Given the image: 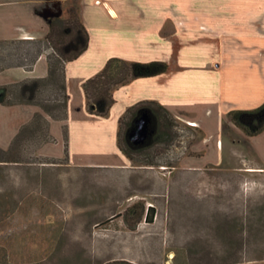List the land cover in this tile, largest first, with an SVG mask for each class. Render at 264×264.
I'll return each instance as SVG.
<instances>
[{"label":"rangeland","instance_id":"rangeland-1","mask_svg":"<svg viewBox=\"0 0 264 264\" xmlns=\"http://www.w3.org/2000/svg\"><path fill=\"white\" fill-rule=\"evenodd\" d=\"M78 5L69 0L65 17ZM11 48L0 45V63ZM171 120L167 137L128 168L40 157L35 126L0 151V264H264V170L250 169L260 159L226 127L223 167L184 169V157L202 155V134ZM77 155L108 157L99 147Z\"/></svg>","mask_w":264,"mask_h":264},{"label":"crops","instance_id":"crops-1","mask_svg":"<svg viewBox=\"0 0 264 264\" xmlns=\"http://www.w3.org/2000/svg\"><path fill=\"white\" fill-rule=\"evenodd\" d=\"M68 1L0 0V42L44 39L50 19L64 17ZM79 7L89 46L66 65L67 118L53 119L36 105L0 104V151L8 152L21 130L42 115L49 122V140L39 145L40 157L63 159L68 149L70 168H128L132 161L119 147L120 120L138 104L155 102L202 134V155L184 157L182 168L223 167L228 131L242 135L260 159L262 164L250 169L264 170V131L250 137L230 120L231 112L264 104V0H79ZM112 58L160 61L169 69L117 87L110 113L102 118L90 113L84 86ZM48 74L45 53L32 69L0 71V87ZM76 132H87L85 141ZM91 147L108 153L106 161L78 157Z\"/></svg>","mask_w":264,"mask_h":264},{"label":"trees","instance_id":"trees-1","mask_svg":"<svg viewBox=\"0 0 264 264\" xmlns=\"http://www.w3.org/2000/svg\"><path fill=\"white\" fill-rule=\"evenodd\" d=\"M67 17L52 18L49 21V33L42 40H15L0 42V45H11L6 58L0 63V71L12 67L32 69L43 54H47L49 74L46 78L32 79L8 86L0 87V104H29L41 107L53 119L65 120L68 116L69 104L66 87V65L77 60L89 46V34L80 17V7L67 11ZM23 46H28L25 48ZM169 65L165 62L153 61L148 63L128 62L120 58L110 59L105 68L95 77L89 79L84 86L91 114L105 118L109 115L114 104L113 92L119 86L126 85L138 78H151L164 74ZM148 113L152 120V132L142 144H134L129 133L136 120ZM131 114L125 124L123 141L119 137L121 151L132 161L135 155L153 148L167 137L169 125H172L171 114L155 102H144L129 109L120 120V132L124 119ZM230 120L244 130L250 137L264 131V104L250 111H234ZM166 128L163 129L162 124ZM35 126V132L43 135V142L49 140V122L42 115H37L29 126L23 128L15 138L23 136ZM42 144V143H41ZM2 152V151H1ZM68 158V149H66ZM13 162V161H1ZM18 162V161H14ZM150 209L146 215L149 219Z\"/></svg>","mask_w":264,"mask_h":264},{"label":"water","instance_id":"water-1","mask_svg":"<svg viewBox=\"0 0 264 264\" xmlns=\"http://www.w3.org/2000/svg\"><path fill=\"white\" fill-rule=\"evenodd\" d=\"M151 118L148 113H143L135 122L129 133V137L134 144L144 143L150 134Z\"/></svg>","mask_w":264,"mask_h":264},{"label":"flooded vegetation","instance_id":"flooded-vegetation-1","mask_svg":"<svg viewBox=\"0 0 264 264\" xmlns=\"http://www.w3.org/2000/svg\"><path fill=\"white\" fill-rule=\"evenodd\" d=\"M150 132H155L154 129L152 128V123L150 125ZM152 134V133H151Z\"/></svg>","mask_w":264,"mask_h":264},{"label":"bare ground","instance_id":"bare-ground-1","mask_svg":"<svg viewBox=\"0 0 264 264\" xmlns=\"http://www.w3.org/2000/svg\"><path fill=\"white\" fill-rule=\"evenodd\" d=\"M193 125H195V124H193Z\"/></svg>","mask_w":264,"mask_h":264},{"label":"built area","instance_id":"built-area-1","mask_svg":"<svg viewBox=\"0 0 264 264\" xmlns=\"http://www.w3.org/2000/svg\"><path fill=\"white\" fill-rule=\"evenodd\" d=\"M190 124V123H189ZM191 125V124H190Z\"/></svg>","mask_w":264,"mask_h":264}]
</instances>
